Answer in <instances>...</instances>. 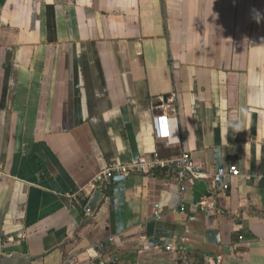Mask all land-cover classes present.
I'll return each mask as SVG.
<instances>
[{"label": "crops", "instance_id": "crops-1", "mask_svg": "<svg viewBox=\"0 0 264 264\" xmlns=\"http://www.w3.org/2000/svg\"><path fill=\"white\" fill-rule=\"evenodd\" d=\"M252 9L264 0H0V264H179L181 250L191 264H264ZM183 152L206 174L184 194L171 169L92 187L112 165ZM229 166L241 176L217 194L211 176Z\"/></svg>", "mask_w": 264, "mask_h": 264}, {"label": "built area", "instance_id": "built-area-1", "mask_svg": "<svg viewBox=\"0 0 264 264\" xmlns=\"http://www.w3.org/2000/svg\"><path fill=\"white\" fill-rule=\"evenodd\" d=\"M154 130L157 140L168 141L171 139V124L167 115L154 118ZM158 169H171L174 171V178L181 194L186 193L189 184L206 177L204 165L195 163L189 153L183 152L179 156L169 159L142 158L129 164L112 165L95 176L92 187L94 190H99L114 177H127L135 173H152ZM240 176V172L236 166L218 168L211 176L216 193H227L230 189L229 180ZM196 207L205 214L215 213L217 210L209 198L199 200ZM180 211L185 212L186 207L182 205ZM166 250L175 252L176 248L169 245L166 247ZM218 261H222V258L219 257ZM99 264H110V262L109 260L102 259L99 261ZM179 264H191L189 255L183 250L179 251Z\"/></svg>", "mask_w": 264, "mask_h": 264}, {"label": "water", "instance_id": "water-1", "mask_svg": "<svg viewBox=\"0 0 264 264\" xmlns=\"http://www.w3.org/2000/svg\"><path fill=\"white\" fill-rule=\"evenodd\" d=\"M124 177H116L114 178V180L116 179H123ZM113 180V179H112ZM103 200V193L101 191L96 192L93 197L91 198L88 206H87V210L90 214H93L95 212V210L99 207L101 201Z\"/></svg>", "mask_w": 264, "mask_h": 264}, {"label": "clouds", "instance_id": "clouds-1", "mask_svg": "<svg viewBox=\"0 0 264 264\" xmlns=\"http://www.w3.org/2000/svg\"><path fill=\"white\" fill-rule=\"evenodd\" d=\"M252 19H254L257 23H261L264 21V12H261L258 9L251 10Z\"/></svg>", "mask_w": 264, "mask_h": 264}]
</instances>
